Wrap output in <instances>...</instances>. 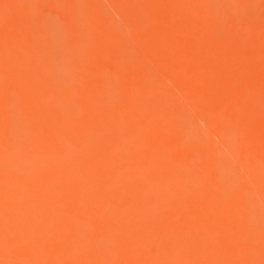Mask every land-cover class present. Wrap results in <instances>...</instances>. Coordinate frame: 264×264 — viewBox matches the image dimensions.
Instances as JSON below:
<instances>
[{
	"label": "bare ground",
	"instance_id": "1",
	"mask_svg": "<svg viewBox=\"0 0 264 264\" xmlns=\"http://www.w3.org/2000/svg\"><path fill=\"white\" fill-rule=\"evenodd\" d=\"M0 264H264V0H0Z\"/></svg>",
	"mask_w": 264,
	"mask_h": 264
},
{
	"label": "rangeland",
	"instance_id": "2",
	"mask_svg": "<svg viewBox=\"0 0 264 264\" xmlns=\"http://www.w3.org/2000/svg\"><path fill=\"white\" fill-rule=\"evenodd\" d=\"M38 164H39V165H41V163H40V162H38Z\"/></svg>",
	"mask_w": 264,
	"mask_h": 264
}]
</instances>
